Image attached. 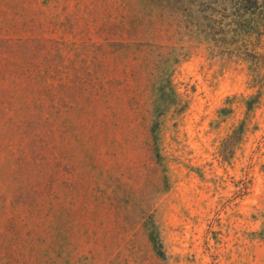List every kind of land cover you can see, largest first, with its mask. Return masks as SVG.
Masks as SVG:
<instances>
[{
	"label": "rangeland",
	"instance_id": "1",
	"mask_svg": "<svg viewBox=\"0 0 264 264\" xmlns=\"http://www.w3.org/2000/svg\"><path fill=\"white\" fill-rule=\"evenodd\" d=\"M236 2L0 0V264H264Z\"/></svg>",
	"mask_w": 264,
	"mask_h": 264
},
{
	"label": "trees",
	"instance_id": "2",
	"mask_svg": "<svg viewBox=\"0 0 264 264\" xmlns=\"http://www.w3.org/2000/svg\"><path fill=\"white\" fill-rule=\"evenodd\" d=\"M262 20L264 22V0H237L229 15V21L220 28L218 35L227 38L230 34V38L240 36L241 40H247L263 25ZM255 57L264 62V53L255 54Z\"/></svg>",
	"mask_w": 264,
	"mask_h": 264
}]
</instances>
